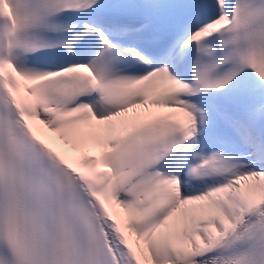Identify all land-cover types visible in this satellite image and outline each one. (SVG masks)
<instances>
[{
	"label": "snow or ice",
	"instance_id": "obj_1",
	"mask_svg": "<svg viewBox=\"0 0 264 264\" xmlns=\"http://www.w3.org/2000/svg\"><path fill=\"white\" fill-rule=\"evenodd\" d=\"M0 264H264V0H0Z\"/></svg>",
	"mask_w": 264,
	"mask_h": 264
}]
</instances>
